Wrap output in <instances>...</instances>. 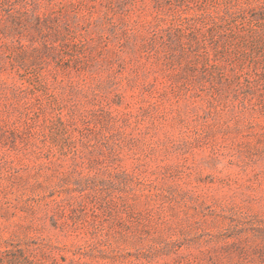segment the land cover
<instances>
[{
	"label": "rangeland",
	"instance_id": "374dc122",
	"mask_svg": "<svg viewBox=\"0 0 264 264\" xmlns=\"http://www.w3.org/2000/svg\"><path fill=\"white\" fill-rule=\"evenodd\" d=\"M0 264H264V0H0Z\"/></svg>",
	"mask_w": 264,
	"mask_h": 264
}]
</instances>
